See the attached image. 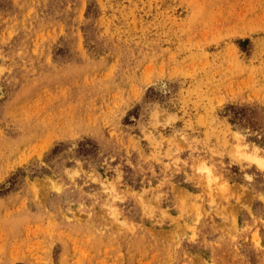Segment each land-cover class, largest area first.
I'll return each mask as SVG.
<instances>
[{"label": "rangeland", "instance_id": "1", "mask_svg": "<svg viewBox=\"0 0 264 264\" xmlns=\"http://www.w3.org/2000/svg\"><path fill=\"white\" fill-rule=\"evenodd\" d=\"M0 264H264V0H0Z\"/></svg>", "mask_w": 264, "mask_h": 264}]
</instances>
